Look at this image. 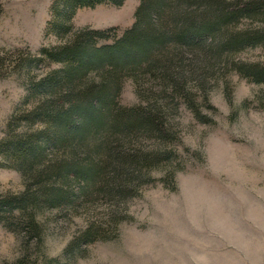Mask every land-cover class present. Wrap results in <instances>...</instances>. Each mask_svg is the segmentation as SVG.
<instances>
[{
	"label": "rangeland",
	"instance_id": "rangeland-1",
	"mask_svg": "<svg viewBox=\"0 0 264 264\" xmlns=\"http://www.w3.org/2000/svg\"><path fill=\"white\" fill-rule=\"evenodd\" d=\"M52 1L0 0V140L25 94L27 75L57 66L27 72L17 65L19 56L61 41L44 32ZM139 2L80 8L71 21L75 28L115 27L120 34L134 22ZM261 23L260 17H242L226 29L250 30ZM253 65L264 66V45L226 53L196 86L199 118L185 103L176 109L172 104L170 141L144 136L123 147L148 155L172 152L169 160L152 164L153 180L143 177L121 199L95 192L94 184L71 205H42L34 233H26L28 218L18 211L1 215L0 264H264V82L245 76ZM119 100L125 106L139 103L131 79L124 81ZM33 182L0 166V197L19 194ZM88 225L95 240L66 257L65 248Z\"/></svg>",
	"mask_w": 264,
	"mask_h": 264
},
{
	"label": "trees",
	"instance_id": "trees-1",
	"mask_svg": "<svg viewBox=\"0 0 264 264\" xmlns=\"http://www.w3.org/2000/svg\"><path fill=\"white\" fill-rule=\"evenodd\" d=\"M123 1L53 0L44 32L61 41L18 57L17 65L27 72L57 64L40 76L27 75L25 94L0 140V166L34 181L19 194L0 197V216L18 211L28 218L26 233L37 231L35 212L42 205H71L94 184L95 192L121 199L143 177L153 180L152 164L169 160L172 152L148 155L123 147L144 136L170 141L172 104L176 109L185 103L201 116L194 97L207 68L226 53L264 45V0H140L134 22L120 34L115 27L72 24L80 8ZM242 17H260L262 23L230 33L226 26ZM244 74L264 82V66L253 65ZM126 79L135 85L138 104L120 103ZM169 176L173 182L174 172ZM93 240L95 231L88 225L65 248V256Z\"/></svg>",
	"mask_w": 264,
	"mask_h": 264
}]
</instances>
